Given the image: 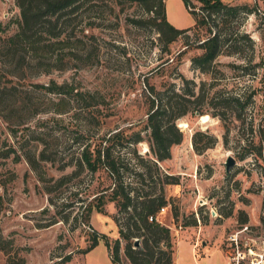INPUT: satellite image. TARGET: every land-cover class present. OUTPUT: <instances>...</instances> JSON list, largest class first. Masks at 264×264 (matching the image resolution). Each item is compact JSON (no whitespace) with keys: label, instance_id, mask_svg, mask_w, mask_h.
Segmentation results:
<instances>
[{"label":"rangeland","instance_id":"1","mask_svg":"<svg viewBox=\"0 0 264 264\" xmlns=\"http://www.w3.org/2000/svg\"><path fill=\"white\" fill-rule=\"evenodd\" d=\"M223 1L256 7L255 11L242 14L238 25L240 32L250 35L254 45L251 49L244 42L243 55L222 53L217 56L218 66L224 70V77L217 86L232 92L253 90V95L243 112L244 119L228 121L229 131H225L223 122L210 113H188L176 121L183 130V140L172 146L169 158L157 162L162 172L178 179V183L163 186L165 196L172 197L178 206V218L173 217L170 204L157 214L171 230L174 264H224L226 256L237 250L248 256L259 253L264 258V138L260 141V132L264 129V0ZM114 2L104 0L84 5L73 21L75 31L84 28V40L93 33L94 39H90L95 47L92 59L79 58L71 67L40 73L29 81L45 83L54 79L73 82L80 89L98 90L103 95L102 110L107 115L100 129L86 125L81 114L73 116V109L57 113L50 107H43L47 104L43 103L42 111L28 123V129L19 127L14 136L0 114V193L5 200L0 212V228L5 237L13 239L27 264H59L57 255L68 252L72 257L65 264H113L102 239L86 253L80 251L88 243L87 227L83 222L75 227L73 221L62 220L47 227L36 226L37 221L51 212L60 216L67 210L72 215L78 209L83 211L94 195L109 192L110 179L103 170L89 173L86 169L67 183L56 186L51 194L57 204L51 206L38 171L24 155L26 150L36 151L41 146L40 140L33 137L46 136L54 147L57 146L56 161H41L38 167L45 176L57 177L72 169V166L65 169L58 166L68 159L76 146L71 138L88 126L92 131L101 132L117 127H129L128 131L140 129L146 137L143 130L146 78L156 87L164 81H175L180 85L179 74L196 83L210 80L209 74L191 64L190 56L199 50L186 48L183 36L171 42L170 52H165L151 24L133 21L134 18L146 20L151 13L137 3ZM165 6L167 19L173 25L186 27L194 23L183 0H165ZM18 16L19 8L14 0H0V34L13 32ZM88 22L94 26L90 27ZM189 36L194 37L192 33ZM248 58H251L250 63L246 62ZM228 62L247 63L248 72L242 74L240 70L238 75H232L234 71ZM27 84L25 81L17 86L27 87ZM47 96L48 100L51 95ZM198 130L204 134L197 138L205 140L210 136L213 139L212 145L201 151H197L192 142V136ZM25 139L30 141L27 146H22ZM136 146L143 156L151 155L146 141H140ZM260 146L261 154L258 153ZM5 150H9V155L1 156ZM127 153V157L131 156ZM229 155L235 163L226 170ZM128 162L131 171L127 179L132 186L140 187L133 171L142 167L133 157ZM73 192L82 198L75 202L82 205L65 206L61 200L75 198ZM44 207L49 208L48 214L41 211ZM103 208L99 211L93 206L89 221L112 241L118 236L114 218L116 206L108 200ZM81 215L78 220L82 219ZM194 218L197 224H183ZM4 263L5 254L0 250V264ZM120 264H130L122 254Z\"/></svg>","mask_w":264,"mask_h":264},{"label":"trees","instance_id":"2","mask_svg":"<svg viewBox=\"0 0 264 264\" xmlns=\"http://www.w3.org/2000/svg\"><path fill=\"white\" fill-rule=\"evenodd\" d=\"M19 8L16 28L13 32L0 34V114L16 136L19 127L28 129V123L42 111L50 107L53 112L61 113L73 109V116L83 115L86 125H95L98 129L104 125L107 117L104 112V98L98 90L80 89L69 81L29 82L30 78L48 73L53 69L71 67L79 58H91L95 47L88 39H83L84 28L75 31L73 24L81 7L93 5L104 0H14ZM106 1V0H105ZM117 4L137 3L146 12L151 13L146 20L134 18L136 23L148 22L153 26L161 42V49L170 52V44L177 37H184L186 48H196L190 56L193 67L209 74L210 80L196 83L193 79L179 74L182 83L164 81L159 87L145 80V121L143 130L129 127H117L106 132L92 131L88 126L83 132H77L71 140L76 145L67 160L59 164V169L72 166L69 172L57 177L45 176L40 166L41 161L54 163L58 148L47 140L46 136H35L41 144L36 151L26 150L24 155L32 168L36 169L42 180L44 191L48 193L51 206L56 205L53 190L58 185L67 183L72 177L80 175L84 170L89 173L103 170L110 179L109 192L94 195L84 206L83 211L72 215L70 210L60 216L50 213L48 207L41 209L48 216L36 222L37 227H47L59 220L73 221L75 226L81 222L87 227V245L81 248L86 253L102 239L113 264H120L121 254L130 264H174L175 247L173 236L168 225L157 218L160 207L170 204L172 215L178 218V206L172 197H166L164 184L178 183L173 174L162 172L157 162L171 156L174 144L183 140V130L178 126L177 119L186 114L210 113L218 117L229 131L228 121L243 120V112L251 100L253 90L248 93L225 90L217 86L224 77V70L218 66L216 58L219 54L245 53L243 43L253 49V39L247 32H240L239 19L242 14L253 12L256 7L247 4H232L223 0H183L194 17V23L186 27L173 25L166 16L165 0H111ZM90 27L94 24L88 22ZM194 35L191 38L189 35ZM94 39V38H93ZM245 55V54H244ZM251 58L246 62L250 63ZM234 71L232 75L247 73L249 65L244 62H228ZM27 81L29 86L18 87L17 83ZM49 103H48V96ZM45 96V98L41 97ZM47 96V97H46ZM231 124V123H230ZM261 140L264 138L262 129ZM204 134L195 131L192 136L193 146L197 151L209 147L213 143L210 136L197 138ZM226 136V134H224ZM146 141L151 155L143 156L137 151V143ZM204 140V141H203ZM25 139L22 146H27ZM200 141H203L200 143ZM262 145V144H261ZM261 147V146H260ZM124 149V150H123ZM261 148L258 153L261 154ZM131 156L127 157L128 153ZM9 155V150L1 156ZM135 158L142 168H135L134 176L140 187L132 186L128 181L131 171L129 159ZM241 157H243L241 155ZM146 188H145V186ZM73 199L61 200L65 206H73L75 201H82L78 193ZM105 193V194H104ZM113 201L116 206L114 218L118 226V236L112 241L105 233L99 232L90 224V212L93 206L103 211L105 201ZM4 197L0 193V212L4 208ZM78 205H82L78 204ZM262 205L264 207V197ZM80 207V206H79ZM71 209V208H69ZM82 214V215H81ZM81 215L82 219L78 220ZM152 219H149V217ZM184 225L197 224L195 218L187 220ZM137 241V243H136ZM0 250L5 254L4 264H27L10 237H5L0 228ZM59 264L68 262L71 252L57 255Z\"/></svg>","mask_w":264,"mask_h":264},{"label":"built area","instance_id":"3","mask_svg":"<svg viewBox=\"0 0 264 264\" xmlns=\"http://www.w3.org/2000/svg\"><path fill=\"white\" fill-rule=\"evenodd\" d=\"M164 208L165 206L160 207L159 211L163 210ZM149 219H152V217L150 216ZM233 240H235V238H233ZM257 256H248L244 252L237 250L233 253H229L226 256L224 264H264V258L262 257V254L258 253ZM260 257H262V259Z\"/></svg>","mask_w":264,"mask_h":264},{"label":"water","instance_id":"4","mask_svg":"<svg viewBox=\"0 0 264 264\" xmlns=\"http://www.w3.org/2000/svg\"><path fill=\"white\" fill-rule=\"evenodd\" d=\"M235 163V159L232 156H228L225 162V166H226V170H228L230 168L231 165H233ZM137 243V241H136Z\"/></svg>","mask_w":264,"mask_h":264}]
</instances>
